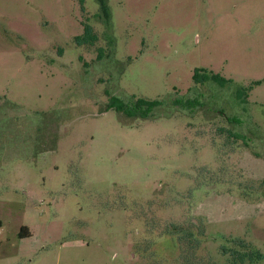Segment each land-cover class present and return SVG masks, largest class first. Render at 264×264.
I'll list each match as a JSON object with an SVG mask.
<instances>
[{
    "label": "rangeland",
    "instance_id": "374dc122",
    "mask_svg": "<svg viewBox=\"0 0 264 264\" xmlns=\"http://www.w3.org/2000/svg\"><path fill=\"white\" fill-rule=\"evenodd\" d=\"M107 4L108 30L94 18L96 0L83 9L78 0H0V113L55 110L58 121L52 149L42 130L35 143L23 139L32 135L23 115L13 124L19 139L0 130V264H184L174 237L155 227L148 249L149 218L202 220L192 264H231L220 248L232 239L263 255L240 264H264V0ZM83 22L98 35L93 45L76 43ZM106 38L113 54L97 59ZM195 68L232 81L200 85L205 110L167 105L141 119L107 108L106 91L187 97ZM221 126L248 145L216 136ZM248 179L255 184L242 190Z\"/></svg>",
    "mask_w": 264,
    "mask_h": 264
},
{
    "label": "trees",
    "instance_id": "16d2710c",
    "mask_svg": "<svg viewBox=\"0 0 264 264\" xmlns=\"http://www.w3.org/2000/svg\"><path fill=\"white\" fill-rule=\"evenodd\" d=\"M78 1L81 5V8L83 9L84 0H78ZM96 1L99 5V11L94 14V18H96V20H98L100 23L102 21L103 25H105L104 28L108 30L110 14H109L107 0H96ZM97 39H98V35L94 32L93 27L90 24L83 22V33L76 37V43L79 45H93ZM112 42L113 41L111 39H107V46L105 48V50L107 49V52H105L104 49H102L101 47L97 49L98 51L96 55L97 59L108 58L110 55L113 54ZM83 64L85 66L88 65L86 62H83ZM192 79H193V86L189 89L188 91L189 96L187 97L181 96V95L179 96L178 92H176L175 94H172L170 97L145 99L141 97L131 96L127 98L126 100H122L114 95H110L109 92L106 91V94L110 96L109 97L110 101L108 100L107 108L114 107L115 110H117L118 114L120 115L129 117V118L133 117V118H141V119H153L155 117L165 115L164 113H161V112L155 113V111L157 109L160 110L162 107H166L167 105L172 106L173 110L176 109L178 111L185 110L187 112H190L194 109L195 110L196 109L205 110L203 109V106L206 103H203L201 100V96L203 93L200 92V89H199L200 85H205L206 83L215 82L221 88H229L228 85L232 84V81L230 79H226L220 76L219 74L213 73L212 71L206 70V69L195 68L193 75H192ZM236 93H237L235 95L236 99L239 100L240 104H244L247 101L246 88L241 86L237 89ZM240 100H242L244 103L241 102ZM217 111L230 124L240 122V119L234 116H224L222 109H218ZM12 112H17V114L19 115L14 116L12 115ZM24 114H27V113L23 111L21 112V109H18L16 106L15 107L7 106V109L3 111L2 113H0V130H3V132L7 131V134L10 136V138H13L14 140L19 139L22 131L21 133H19L20 131L19 126H15L13 124L15 121L16 122L19 121L20 116L23 115V118L26 121L25 130H26V127H29L26 131H24V133L26 134V132L29 129H32L31 138H24L25 136L23 135V139L26 141L31 140V142L33 141V143H35L36 134L38 135V132L42 130L45 133L43 135L44 140L48 141L46 142V146H48V149L54 148L52 140H49V139L51 138L52 134L55 135V139L57 136V128H58L57 118L55 119V121H53L54 119L53 117H55V110L48 111L45 113H40L37 115L38 118L36 117V119L31 116L26 117L24 116ZM20 123L21 122H19L18 125H20ZM223 131H225V134L220 137L221 139H223V137L224 138L227 137L229 138V140L233 139L231 142L232 144H234L237 140H239L245 146L248 145V142L245 141L246 136L244 134L237 132L234 129L232 130L228 127L227 128L223 126L219 127V131L218 132L216 131L215 135L220 136L221 133L219 132H223ZM38 141L42 143L40 137L37 140V142ZM17 142H19V140H17ZM34 151L32 154L39 152V150L35 152ZM254 153L256 155H261L260 153H257V152H254ZM261 156H263L264 158V155H261ZM220 168H222V166H220ZM227 172L225 173L227 174ZM229 173L227 175H230ZM226 174H224V176H221V178H225ZM238 178L243 179L244 177L238 176ZM245 181L246 182H244V180L239 182V184H244V188L242 190H247L250 188L252 189V186L255 183H253V181L249 179ZM263 182L264 180H261L260 184H263ZM149 209H152V208L148 206L147 211H149ZM145 215L147 216V213ZM138 216L142 217V213H139ZM196 220L197 221L188 220V221H184L183 223L168 221L166 223H163V225L162 223L161 225H159V223L155 222L153 218H149V221L146 220V223L144 222V227H146V231L149 234L142 241L146 242L148 239L150 242L148 249L149 250L152 249L154 240L149 236L150 235L152 236V232L155 227L156 229H158L159 235L168 234L174 237L175 242L177 243V246H178L177 247L178 251H180L182 255V256L178 255V258H181L184 264H192L193 260L195 261L200 260V257H196V250L198 249L200 245V240L204 234V224L202 220H198V219ZM230 243H231V246H230L231 249H229V247L224 245V246H221L220 250L222 254L229 256L231 260V264H240L244 261L261 259L263 257V255H261V253H259L258 250L253 249L250 243H248L245 239H232L230 240ZM183 244L185 246H183ZM184 247L187 248V250H185Z\"/></svg>",
    "mask_w": 264,
    "mask_h": 264
}]
</instances>
